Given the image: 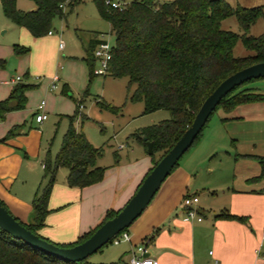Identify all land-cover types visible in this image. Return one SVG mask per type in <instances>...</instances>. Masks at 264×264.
Wrapping results in <instances>:
<instances>
[{"label": "crops", "instance_id": "0c3cea01", "mask_svg": "<svg viewBox=\"0 0 264 264\" xmlns=\"http://www.w3.org/2000/svg\"><path fill=\"white\" fill-rule=\"evenodd\" d=\"M13 79H9L10 89L16 83ZM243 88L264 94L252 82ZM8 89H0V100L8 95ZM53 108V101L50 105L43 102L39 109L36 106L32 122L41 125L44 119L35 122L34 115ZM31 110L27 103L0 119V201L24 224L29 221L34 193L43 184L40 136L34 142L30 132L23 131ZM220 113L128 226V239L119 242L118 257L125 253L143 255L157 264H210L212 259L218 264H264V177H257L260 168L255 159L264 156V101L240 104L228 112L220 109ZM9 129L13 134L5 137ZM35 129L37 135L38 127ZM125 143L129 150L121 154L118 151L122 148H117L116 163L113 159L101 161L104 153L96 160L97 166L105 167L100 181L78 188L66 185V174L54 180L47 200L49 211L37 230L41 237L70 244L92 229L107 209L117 211L122 207L151 167L143 146L131 138ZM183 196L197 198L200 221L182 219ZM224 214L240 219L217 216Z\"/></svg>", "mask_w": 264, "mask_h": 264}, {"label": "trees", "instance_id": "16d2710c", "mask_svg": "<svg viewBox=\"0 0 264 264\" xmlns=\"http://www.w3.org/2000/svg\"><path fill=\"white\" fill-rule=\"evenodd\" d=\"M30 1L35 7L29 11L16 9L15 0H0V8L8 20L25 28L34 37L47 34L52 18L62 16L65 4L72 5V0ZM102 1L93 0L99 16L108 22L109 33L114 39L106 73L115 78H126L127 86H133L127 100L131 103L140 102L143 114L156 110H165L168 113L167 118L138 127L128 135V138L136 140L145 150V141L151 143L152 153L149 157L152 167L158 160L154 161V154H164L173 145L191 123L203 99L222 79L240 68L264 61V33L257 36L247 35L249 26L261 15V7H231L223 0H172L160 4L154 0H130L121 9H111L104 6ZM230 15L235 17L242 30L241 34L220 28V21ZM237 40L251 54L233 56L232 49ZM95 43L96 39L93 37L84 49L83 59L89 78L94 75L92 65L95 60L92 50ZM12 51L15 55H21L27 48L13 44ZM257 79L264 78L247 80L227 92L210 115L218 108L228 112L240 104L264 101L263 93L243 88ZM34 86L13 84L8 95L0 100V119L9 111L22 109L26 102L25 92ZM96 103L101 108L116 111L114 107L99 101ZM82 107L78 100L53 162L50 163L47 158L43 163L41 181L44 179L45 182L37 187L31 200L29 221L24 224L13 216L31 233L48 242L50 241L41 237L37 230L43 226L44 217L49 211L47 200L56 169L65 168L66 185L78 188L100 181L105 170V167L96 165V160L103 153L102 147L92 146L82 132L72 125L79 113L78 108ZM84 117L82 115L81 118ZM201 130L190 147L198 140ZM12 134L13 129H9L5 137ZM142 136L144 140L141 139ZM111 155L113 163H116V151H112ZM255 159L260 168L257 177H264V156ZM0 204L11 214L1 201ZM116 212L107 209L92 229L70 244L50 243L61 247L79 243ZM217 216L240 219L227 214ZM127 228L122 231L126 232ZM156 231L157 229L153 230L149 239ZM108 242L111 243V240ZM0 264L89 263L86 258L68 262L46 255L0 229Z\"/></svg>", "mask_w": 264, "mask_h": 264}, {"label": "rangeland", "instance_id": "374dc122", "mask_svg": "<svg viewBox=\"0 0 264 264\" xmlns=\"http://www.w3.org/2000/svg\"><path fill=\"white\" fill-rule=\"evenodd\" d=\"M121 5H127L130 0H118ZM156 3L170 2L172 0H154ZM231 7H261V15L249 26L247 35L257 36L264 33V0H223ZM16 9L29 11L35 5L30 0H15ZM61 17H53L50 23L51 34L34 37L25 28L13 24L2 13L0 8V89H10V78L19 77L16 83L34 84L26 91V102L32 109L27 113L24 122V132H30L34 142L39 140V158L44 163L48 158L53 162L58 151L63 134L65 133L69 117L73 114L78 100L82 108H78V115L72 125L82 132L86 140L94 147H102L104 155L101 161H112L111 151L121 147V154L129 150L125 142L128 135L136 128L156 123L167 118L165 110H157L150 114L142 113V104L129 103L127 95L133 86H127L126 78H115L105 73L88 77L87 65L84 61V49L92 35L102 34V38L111 46L113 36L109 33V24L102 19L94 5L93 0H72V5L65 4ZM220 28L241 34L242 30L233 15L220 21ZM61 48H58V43ZM17 44L27 48L21 55H15L12 45ZM251 54L236 41L232 55L241 57ZM98 66L94 61L92 67ZM6 82V83H3ZM251 83V82H250ZM254 86L264 90V79L252 81ZM66 90H62V87ZM7 90V92L9 91ZM264 92V91H262ZM7 94V93H6ZM54 102V108L44 109L46 119L41 125L32 122V114L40 101ZM99 101L116 111L101 108ZM24 106V107H25ZM84 115V118H81ZM159 115H162L159 117ZM220 109H216L206 121L201 134L208 131L212 123L220 116ZM153 120V121H152ZM38 127V134H34ZM197 140V141H198ZM197 141L193 144L195 145ZM119 145V146H118ZM34 147L36 145L34 144ZM191 149V148H190ZM163 152L154 154V161L159 159ZM43 172V170H42ZM66 169L58 167L54 180L64 178ZM45 182L44 179L41 181ZM122 245H112L107 242L99 250L89 255L86 260L98 261L107 264H127L128 255H117V249ZM112 262V263H110ZM101 264V263H97Z\"/></svg>", "mask_w": 264, "mask_h": 264}, {"label": "water", "instance_id": "95a60500", "mask_svg": "<svg viewBox=\"0 0 264 264\" xmlns=\"http://www.w3.org/2000/svg\"><path fill=\"white\" fill-rule=\"evenodd\" d=\"M264 78V61L256 62L236 70L222 79L203 99L191 123L173 145L152 165L141 179L132 195L117 210L115 215L102 222L84 240L69 247L57 246L31 233L0 204V229L11 237L54 258L75 262L87 258L105 245L114 235L127 228L145 209L161 182L188 150L196 135L206 123L210 113L227 92L243 82ZM142 140L145 138L142 136ZM146 153H152L151 143L145 141Z\"/></svg>", "mask_w": 264, "mask_h": 264}, {"label": "built area", "instance_id": "2783aa9c", "mask_svg": "<svg viewBox=\"0 0 264 264\" xmlns=\"http://www.w3.org/2000/svg\"><path fill=\"white\" fill-rule=\"evenodd\" d=\"M103 5L111 8V9H121L124 5H121V3L118 0H103ZM51 31H48L47 34H50ZM94 39H96V43L92 50V56L95 61L98 62V66L92 69V73L94 75H103L107 71V63L110 59V45L102 38V34L94 35ZM60 46V42H59ZM19 80V77H15L13 79V82H17ZM43 104V101L41 100L37 108L39 109ZM34 121L40 122L41 120L46 118V114L43 112L36 113L34 115ZM197 202V198L194 196H183L181 199V205L183 206V220H191L195 219L196 221H200L201 217L196 211L195 204ZM262 238L264 239V231L262 232ZM128 239V235L126 232L122 231L118 234L114 235L110 240L112 245H116L119 242L126 241ZM145 250L142 249V252ZM255 252L258 253V249L255 250ZM263 256V255H261ZM129 264H157V261L153 258H150L148 256L143 255H134L131 254L128 258ZM210 264H218L216 259H212Z\"/></svg>", "mask_w": 264, "mask_h": 264}]
</instances>
